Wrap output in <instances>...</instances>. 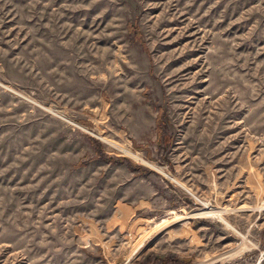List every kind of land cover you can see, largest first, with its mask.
Masks as SVG:
<instances>
[{
    "label": "rangeland",
    "instance_id": "rangeland-1",
    "mask_svg": "<svg viewBox=\"0 0 264 264\" xmlns=\"http://www.w3.org/2000/svg\"><path fill=\"white\" fill-rule=\"evenodd\" d=\"M0 264H264V0H0Z\"/></svg>",
    "mask_w": 264,
    "mask_h": 264
}]
</instances>
